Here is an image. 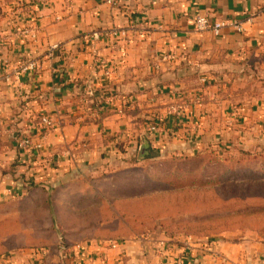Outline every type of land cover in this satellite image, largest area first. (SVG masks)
Listing matches in <instances>:
<instances>
[{
  "label": "crops",
  "instance_id": "1",
  "mask_svg": "<svg viewBox=\"0 0 264 264\" xmlns=\"http://www.w3.org/2000/svg\"><path fill=\"white\" fill-rule=\"evenodd\" d=\"M263 10L264 0H0V200L23 176L37 181L52 168L66 177L75 166L79 177L90 162L106 173L139 147L140 157L146 147L152 157H191L220 136V155L264 150ZM196 15L236 19L242 30L197 31ZM118 29L127 37L110 34ZM29 59L36 67L22 72ZM40 114L55 121L42 148L16 146V133L28 132ZM236 234L202 243L102 239L116 241L115 249L91 239L75 262L264 264V239ZM208 243L218 252L210 254Z\"/></svg>",
  "mask_w": 264,
  "mask_h": 264
},
{
  "label": "rangeland",
  "instance_id": "2",
  "mask_svg": "<svg viewBox=\"0 0 264 264\" xmlns=\"http://www.w3.org/2000/svg\"><path fill=\"white\" fill-rule=\"evenodd\" d=\"M193 99L199 102L198 96ZM169 106L172 110L175 103ZM259 125L264 137V119ZM220 139L213 137L207 152L178 159L144 160L139 147L131 150L126 165L114 162L106 173L94 170L98 162L89 163L94 173L84 170L79 177L75 166L68 167L66 177L53 175L52 168L37 171L44 191L31 189L15 199L26 187L20 182L15 193H5L11 198L0 200V258L71 264L68 254L54 247L59 236L75 244L135 237L202 243L228 233L240 240L264 239V156L252 159L235 147L220 155ZM43 248L44 257L33 254ZM206 248L210 254L217 251L213 244Z\"/></svg>",
  "mask_w": 264,
  "mask_h": 264
},
{
  "label": "built area",
  "instance_id": "3",
  "mask_svg": "<svg viewBox=\"0 0 264 264\" xmlns=\"http://www.w3.org/2000/svg\"><path fill=\"white\" fill-rule=\"evenodd\" d=\"M109 2H113L114 0H108ZM264 14V10L262 12ZM193 26L194 29H196L197 31H203V30H210L215 36L220 34V31L223 27H230V28H234L237 30H242V26L241 23L236 20V19H232V20H214L211 21L207 16L205 15H196L194 17L193 20ZM22 32H27V31H22ZM111 35L114 36H120L123 38L127 37V32L125 29H118V30H113L110 32ZM29 35L30 37L34 38L36 36V32L35 31H29ZM51 50H56L58 48V44H53L50 46ZM36 67V62L32 59L27 60L20 68V70L22 72H29L34 70V68ZM112 73V69H106L104 71V74L107 76H110ZM2 80V74L0 73V81ZM175 111H177L175 109ZM55 125V121L54 119L47 115V114H40L38 117V122L36 125H34L33 127L30 128L29 131L31 130H35L36 133L33 136L36 139V142L34 141L33 138H30L28 135H26V133H23L20 137H18V145L20 148L22 149H36V148H40L43 144V139L45 138V135L49 132V130H51ZM149 130H156V127L153 125L151 127H149ZM98 243H100L99 245H104V247H106L107 249H115L117 248L118 244L116 243V241H112V240H106V241H99ZM212 242H210L211 244ZM84 245L86 246V244L82 243H76L70 246H59V251L67 253L68 254V259L70 260L71 264H76V260H79L78 256H79V252H81L84 249ZM186 249H190L191 246H189L188 243H186L185 245ZM47 253L46 249H38L35 253L33 254H39L40 257H44L45 254ZM100 255V261L106 262L108 260L106 252L100 251V253H98ZM18 260V258L14 255H5L3 257L0 258V264H16V261ZM92 257H88V260L83 263V264H93L92 261ZM80 261V260H79ZM81 262V261H80ZM181 259H179L178 257L174 259V264H181Z\"/></svg>",
  "mask_w": 264,
  "mask_h": 264
},
{
  "label": "trees",
  "instance_id": "4",
  "mask_svg": "<svg viewBox=\"0 0 264 264\" xmlns=\"http://www.w3.org/2000/svg\"><path fill=\"white\" fill-rule=\"evenodd\" d=\"M35 133H36L35 130H31L28 133H26V135H28L30 138H33L34 140H36L33 137L35 135ZM22 134L23 133H21L20 131L16 133V144L15 145L18 146V147H19V145H18V137H20ZM240 153H243V154H245L246 156H248L249 158H252V159H257V158H260V157L264 156V150L253 151V152H249V151H246V150H240ZM151 154H152L151 153V148L146 147L144 155L141 156V159H144V160L145 159H151V158H153ZM179 158H182V157H179ZM21 181H22L21 183L26 186L24 188V193H22L20 195L21 198L24 197L25 195H27V193L31 189L38 188L39 190L44 191V187H43L44 183L42 181H34V180H31V179L24 180V176H23V178H21ZM65 238H66L65 236H59L57 241H56V244L54 245V247L58 248V250H59V246H70V245L75 244V243H69V241H67Z\"/></svg>",
  "mask_w": 264,
  "mask_h": 264
}]
</instances>
